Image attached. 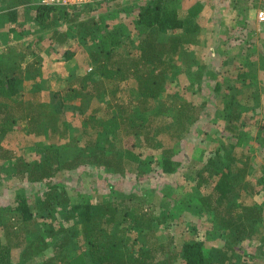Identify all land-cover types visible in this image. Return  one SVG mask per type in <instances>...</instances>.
<instances>
[{
    "label": "trees",
    "instance_id": "trees-1",
    "mask_svg": "<svg viewBox=\"0 0 264 264\" xmlns=\"http://www.w3.org/2000/svg\"><path fill=\"white\" fill-rule=\"evenodd\" d=\"M37 1L0 0V14L6 15L11 23H21V19H26L25 14L32 10L31 21L40 30H51L60 23L79 26L80 37L89 40L86 43L91 49L86 68L92 66L96 73L94 78L88 75L75 78L73 84L69 83L63 91L54 92V113L63 111L69 103L77 102L80 105L78 108L82 109V102L87 100L107 99L110 96L111 101L103 100L105 108L102 116H98L100 107L82 115L79 129L87 138L81 146L76 145V153L71 154L70 158L64 159L60 154L61 144L51 147L37 142L39 158L26 163L14 152L3 148L1 141L6 135L17 131L20 122H26L34 128L32 131L35 136L46 132L41 122L49 117V110L47 112L44 104L22 100L24 92L20 88L22 71L26 75L31 71L34 87L39 88L37 75L41 72L40 59L34 56L21 69L20 64L25 55L14 57L13 46H0V161L8 163L7 168L0 165V172L19 181L26 180L30 184L46 187L41 195L40 206L34 212L22 193L16 194L17 205L4 208L5 213L0 208V228L3 230V235H0V264H13L11 252L14 249L22 251L21 260L16 264H264L262 241L256 244L255 254H241L242 244L252 240L257 233V226L263 223L264 172H256L250 154L237 152V149H243L242 142L247 132L242 129L245 124L242 122L243 112L240 111L242 102L238 104L233 93H230L229 102L224 104L223 112L215 113L216 118L222 119L220 123L224 132L229 134L224 140L219 138L214 155L219 156L217 159L223 163L224 169L217 170L214 157L207 158L202 169L191 174V179L185 178L188 183L184 186L191 184L187 190L182 186L187 192L184 197L188 200L187 203L179 202L192 214L200 218L207 217L206 220L221 239L217 247L207 248L204 240L185 242L178 249L170 246L171 242H147V237L155 236L158 227L171 223L181 214L177 202L176 207L166 209V201L173 197L171 185H164L166 192H160V196L154 194L153 197L149 194L154 192L141 189L138 183L134 185V191L130 192H121L109 185L108 190L97 194L93 202L89 197L79 195L81 193L77 191L75 193L72 187L52 181L59 173L81 164L91 167L92 173L97 174L93 175L94 181L104 178L98 173L100 169L103 173L122 177L127 171L133 172L137 179L152 173L155 168H159L164 175L178 172L181 163L174 160L180 149L177 146L189 133L205 102L199 104L184 98L175 99L166 112L163 105L157 106L156 99L180 75L187 78L188 86H195L201 91L205 84L203 82H206L205 77L211 74L202 58L198 60L188 56L191 45L195 46L200 41L202 43L199 37L204 31L199 17L202 5L196 2L184 16L180 14L181 0H145L132 5L131 10H136L132 25L138 44L136 52L130 54L121 48V31L116 28L111 30L116 13L106 11L100 17H84L82 21H77V14L81 10L90 12L96 7H104L110 0L94 2L98 3L94 6L91 3L78 7L34 4ZM20 5L22 7L15 9ZM125 40L129 48L133 47L130 40ZM55 42L64 44L60 40ZM28 52L34 55L30 49ZM211 52L209 54L213 56L214 52ZM64 53L70 56L68 50ZM177 58L182 63L181 68H178ZM213 75L217 76V73ZM239 77L243 88H250L254 83L245 73ZM128 80H134L136 87L124 107L122 102L117 101V93L121 90L120 85ZM221 86L223 84L216 82L211 92L218 93ZM226 87L234 88L229 84ZM151 115H159L163 124L155 128L156 124H150ZM73 129L64 120L53 129L52 135L61 140L67 138ZM156 131H167L173 141L172 146L156 143ZM122 133L125 137L134 136L137 140L142 137L139 147L159 151L158 154L144 158L139 154L132 155L130 152L134 146L129 148L124 143L122 146ZM70 140L73 145L76 144L75 137ZM259 146L264 149V135ZM202 189H208L209 192L204 190L203 194ZM242 194L246 198L260 196L262 200L247 203L241 199ZM71 197L77 202L72 201ZM147 198L162 202L158 214L147 213L144 207ZM29 236L31 239H28ZM51 245L55 246L57 252L53 253ZM73 252L80 253L79 257L71 256Z\"/></svg>",
    "mask_w": 264,
    "mask_h": 264
},
{
    "label": "rangeland",
    "instance_id": "rangeland-1",
    "mask_svg": "<svg viewBox=\"0 0 264 264\" xmlns=\"http://www.w3.org/2000/svg\"><path fill=\"white\" fill-rule=\"evenodd\" d=\"M144 1L110 0L104 7L103 5L99 6V8L96 7V9H91L90 12L81 10L77 14L79 15L77 21H82L84 17H100L106 11L116 13V20L113 22L111 30L116 28L121 31L120 33L122 35L119 40L120 44H122L121 48L132 54L136 52L138 43L134 36L132 25L136 10L132 11L131 7ZM181 1V16H184L189 7L193 6L196 2L202 4L200 25L204 31L199 36L202 39V43L200 41L195 46L191 45V51L188 56H193V58L198 60L202 58L205 61L206 68H210L209 72L211 74L209 73L210 76L205 77L206 82H203L205 84H203L201 91L197 90L195 86H188L189 81L187 78L184 76L181 77L180 75L178 76V80L174 84H170L169 89L161 93L156 99L157 106L163 105L166 108V112L169 111V105L175 99L184 98L185 100H192L199 104L205 102L202 105L204 107L198 111V118L192 125L189 133L183 137L181 145L177 146L180 149L174 157V160L181 163L178 172L173 175H164L160 172L159 168H155L152 173L137 179L133 172L127 171L122 177L103 173V170L100 169L98 173L102 174L104 178L94 181L93 175L97 174L92 173L91 167H86L81 164L70 171L59 173L58 176L53 178L52 181L54 183L72 187L71 190L75 193L77 191L81 193L79 195L87 196L93 202L96 200L97 194H102L103 191L108 190L109 185L115 190L130 192L134 191L135 184L138 183L141 189L144 188L148 189L149 192H154L153 194H149L150 197H153L154 194L158 195L160 192L165 193L164 185L167 184L173 186L172 189L174 192L172 193L173 197L166 201L168 203L166 209H170L171 206L176 207V202L178 204L180 201L187 203L186 200L188 199L184 197L187 192L183 190L182 186L187 190L191 187V184L189 183L187 186H184L185 183H188L185 178L189 177L191 179V174L202 169L205 160L210 157H214L213 160L217 162V170L224 169L223 163L217 159L219 156L214 155L216 154L219 138L222 137L224 140L229 134L224 132L222 123H220L222 119L221 117L216 118L215 113L219 111L223 112L222 108L224 104L230 100V93L235 94L238 104L242 102L240 111L243 112L242 122L245 123L242 129L247 132L245 141L242 142L243 149H237V152H247L250 154V160L256 172L258 174L264 172V149H261L259 146L264 135V131H262L264 129V21L258 19V12H264V0ZM95 4L98 3L91 5L94 6ZM19 7L22 6H17L15 9H19ZM121 8H123L122 10L125 8V10L116 11V9ZM31 15L32 10L29 11V14H25L26 19H21V23H11L6 15L0 14V46H13L14 52L12 56L14 57L21 56V54L25 55L24 60L20 64L21 69L33 60L34 56L39 57L38 60L40 59L39 63L41 67V72L37 75L39 77L37 80L39 88L36 89L34 87V81L32 79L33 73L31 74V71L28 75L22 71L20 88L24 92V94L22 93V100L44 104L46 105L47 112L49 110V117L41 122L46 127V132L41 136H35L34 131H32L34 128L27 125L26 122H20L21 125L17 131L3 138L1 146L6 150L14 152L16 156L20 157L26 163H32L39 158L37 155L39 153L36 149L37 142H43L45 145L51 147H56L57 144H61L62 149L60 154L64 156V159L65 157L70 158L72 156L71 154L76 153V145L79 144L81 146L87 138L81 134L79 129V122L82 115L87 114L91 109L100 107L101 111L98 116H102L105 108L103 100L108 99L111 101V99L110 96H107V99L103 97L102 99L87 100L82 102V109L78 108L79 103L77 102L69 103L63 111L58 114L54 113L52 109V95L54 92L63 91L75 78L79 79L84 75H88L91 78L96 76L94 67L87 66L86 68V63L90 61L89 52L91 49L86 43L89 40H84L80 37V27L75 26L74 23L70 25L60 23L52 27L51 30H40L31 21ZM76 17L75 15L74 18ZM221 18H223L222 20L225 19V21H221ZM125 38L134 44L133 47L130 45L131 48H129L127 43H124L126 41ZM57 40H60L62 43L64 42V44H57L55 42ZM28 49H30V52H34V55L29 53ZM65 50L70 52L69 57L64 53ZM211 51L214 52L213 56L209 54ZM179 58L182 57L179 56ZM177 60L178 68H181L182 63L178 58ZM222 61H225V63L223 64ZM212 72L217 73V76L213 75ZM241 73H245L247 78L254 80L250 88H243V83L239 77ZM216 82L223 84L218 93L211 92ZM225 82L233 85L236 89L231 90L234 88H227ZM135 84L134 80H128L120 85L121 90L117 93V101L122 102L124 107L129 102L130 94H134ZM152 112H155V110ZM159 119V115L152 116V122L150 124H156L155 128L161 126L163 122L162 119ZM64 120L69 122L70 126L74 127V129L69 132L67 138L58 140L57 136L52 135V131ZM164 130L165 128L163 126ZM154 134L156 143L162 142L165 146H172L173 141L170 139L167 131L164 133L156 131ZM122 136V138L120 137L122 146L123 143L129 148L131 145L134 146L130 152L132 155L139 154L141 158H144L145 156H156L159 152L139 147V142L142 141V137H140V140H137L134 136L125 137L123 133ZM210 136L212 137L210 138ZM72 137L76 138L75 145L70 140ZM123 150L126 152L125 148ZM126 154L128 153L126 152ZM219 154L220 156L223 155L222 150L219 151ZM0 165L1 167L7 168L8 163L6 161H0ZM45 190L46 187L44 185L30 184L26 180L19 181L7 177L4 175V172H0V208L2 209L17 205L15 203V200H17L16 194L22 193L21 195L26 197L29 206L32 207L34 212L40 206L41 195L44 194ZM204 190L205 192H209L208 189H202L201 192L203 194H205ZM259 197L246 198L243 195L241 199L247 203H251L254 200L260 202L262 197ZM73 198L71 197L72 201L77 202V199ZM161 204L162 202L156 198H147L144 202V207L148 214H158L161 210ZM179 205V212L181 214H178L173 221H170L171 223L158 227L155 236L149 235L147 237L148 239L146 238L147 242L151 243L154 240L164 244L171 242L170 246H174L177 249L183 243L191 240H204L207 248L219 246L221 239L218 237L216 229L212 228L206 220L207 217L200 218L184 209V207H181L183 205ZM5 210L1 212L5 213ZM256 232L252 240L245 241L242 244L243 251H241V254L243 256L244 253L247 255L255 254L254 248L256 244L261 241L264 242V217L263 223L257 226ZM208 233L211 234L207 235ZM0 235H3L1 228ZM30 236L28 239H31ZM141 243L140 240L139 244L141 245ZM84 248L86 247L84 246ZM51 249L53 253L57 252L55 246L51 245ZM21 254L22 251L19 249H14L11 252V261L13 264L21 260ZM79 254L73 252L71 256L79 257Z\"/></svg>",
    "mask_w": 264,
    "mask_h": 264
},
{
    "label": "built area",
    "instance_id": "built-area-1",
    "mask_svg": "<svg viewBox=\"0 0 264 264\" xmlns=\"http://www.w3.org/2000/svg\"><path fill=\"white\" fill-rule=\"evenodd\" d=\"M101 0H38L34 4L56 7H78L85 4H91ZM258 19L264 21V12H258Z\"/></svg>",
    "mask_w": 264,
    "mask_h": 264
},
{
    "label": "crops",
    "instance_id": "crops-1",
    "mask_svg": "<svg viewBox=\"0 0 264 264\" xmlns=\"http://www.w3.org/2000/svg\"><path fill=\"white\" fill-rule=\"evenodd\" d=\"M201 4V3H200ZM202 5V4H201ZM191 7V6H190ZM201 12H202V10H201ZM201 15H199V17H200ZM223 18H221V21H225V19L224 20H222ZM202 27V26H201Z\"/></svg>",
    "mask_w": 264,
    "mask_h": 264
}]
</instances>
